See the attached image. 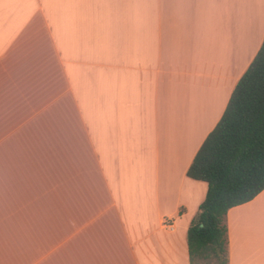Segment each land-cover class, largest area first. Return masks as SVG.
Returning <instances> with one entry per match:
<instances>
[{
    "label": "crops",
    "instance_id": "1",
    "mask_svg": "<svg viewBox=\"0 0 264 264\" xmlns=\"http://www.w3.org/2000/svg\"><path fill=\"white\" fill-rule=\"evenodd\" d=\"M263 41L264 0H0V264H190L186 173ZM226 227L264 264V191Z\"/></svg>",
    "mask_w": 264,
    "mask_h": 264
},
{
    "label": "trees",
    "instance_id": "2",
    "mask_svg": "<svg viewBox=\"0 0 264 264\" xmlns=\"http://www.w3.org/2000/svg\"><path fill=\"white\" fill-rule=\"evenodd\" d=\"M186 175L207 185L187 234L190 264L199 258L227 264L228 211L264 191V41Z\"/></svg>",
    "mask_w": 264,
    "mask_h": 264
},
{
    "label": "rangeland",
    "instance_id": "3",
    "mask_svg": "<svg viewBox=\"0 0 264 264\" xmlns=\"http://www.w3.org/2000/svg\"><path fill=\"white\" fill-rule=\"evenodd\" d=\"M211 263H215L216 264V262H214L213 260H209V261H206V262L201 263V264H211Z\"/></svg>",
    "mask_w": 264,
    "mask_h": 264
}]
</instances>
